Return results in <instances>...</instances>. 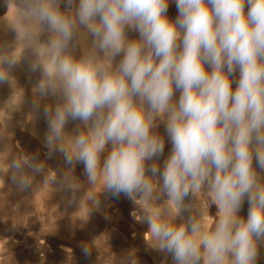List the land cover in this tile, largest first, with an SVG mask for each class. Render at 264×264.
<instances>
[{
	"label": "clouds",
	"instance_id": "1",
	"mask_svg": "<svg viewBox=\"0 0 264 264\" xmlns=\"http://www.w3.org/2000/svg\"><path fill=\"white\" fill-rule=\"evenodd\" d=\"M6 4L14 9L8 25L16 36L0 46V84L12 81L30 53L28 70L41 73L33 109L40 111L41 99L59 98L43 107L48 157L60 153L71 168L82 165L98 192L146 204L148 240L173 264H256L264 241V0ZM82 29L91 44L77 56ZM70 121L83 128L68 134ZM158 122L171 144L162 167ZM10 169L15 189L26 192L30 173H43L45 164L25 156ZM62 183L73 192L69 177ZM98 192L89 197L94 204ZM201 192L209 194L208 208H218L211 227L186 203ZM245 199L246 218L239 215ZM80 247L91 256L87 243Z\"/></svg>",
	"mask_w": 264,
	"mask_h": 264
},
{
	"label": "rangeland",
	"instance_id": "2",
	"mask_svg": "<svg viewBox=\"0 0 264 264\" xmlns=\"http://www.w3.org/2000/svg\"><path fill=\"white\" fill-rule=\"evenodd\" d=\"M13 15L14 9L8 10L6 0H0V46L15 42L16 34L8 25ZM168 15L172 19L178 15L174 2L169 4ZM128 36L137 39L138 33L129 31ZM81 53L78 44L75 55ZM30 58V53H26L11 72L12 81L0 84V264H173L170 255L148 240L149 227L142 219L146 204L124 195L114 198L107 191L98 192L99 186L92 189L88 184L82 165L71 168L60 153L48 157L43 107L54 106L59 98L41 99L40 111L33 109L32 101L39 99L34 89L41 73L28 70ZM178 97L177 92L175 98ZM78 126L83 128L79 121H70L65 131L75 134ZM156 131L165 139L164 155L158 161L162 167L171 144L163 123ZM107 148L110 151L111 145ZM106 155L103 153L102 159ZM25 156L37 157L45 164V171L30 173L26 169L32 176L31 188L20 192L11 183L10 164ZM260 175L264 177V172ZM64 177L71 179L72 193L62 183ZM93 192H98V204L89 199ZM71 195H75L76 203L69 205ZM208 200L209 194L201 192L186 203L202 212L205 226L211 227L218 208L215 204L208 208ZM163 202L161 199L157 204L163 207ZM248 208L245 199L239 215L246 218ZM188 214L184 212L183 217ZM182 222L177 218L176 223ZM82 243L90 246L91 256L82 254ZM256 264H264V241L259 244Z\"/></svg>",
	"mask_w": 264,
	"mask_h": 264
},
{
	"label": "bare ground",
	"instance_id": "3",
	"mask_svg": "<svg viewBox=\"0 0 264 264\" xmlns=\"http://www.w3.org/2000/svg\"><path fill=\"white\" fill-rule=\"evenodd\" d=\"M77 42H78V44H79V46H80V48H81V52L84 50V49H86V48H88V47H90V44H91V42H90V40H91V37H90V35H88L83 29L80 31V33L78 34V36H77ZM77 44V45H78ZM258 171V170H257ZM259 172V171H258Z\"/></svg>",
	"mask_w": 264,
	"mask_h": 264
}]
</instances>
